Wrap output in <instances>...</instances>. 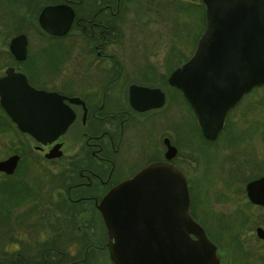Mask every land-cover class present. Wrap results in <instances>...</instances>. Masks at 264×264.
Returning <instances> with one entry per match:
<instances>
[{
	"label": "flooded vegetation",
	"instance_id": "flooded-vegetation-1",
	"mask_svg": "<svg viewBox=\"0 0 264 264\" xmlns=\"http://www.w3.org/2000/svg\"><path fill=\"white\" fill-rule=\"evenodd\" d=\"M181 2L0 0L3 85L25 78L35 89L61 95L72 114L67 128L44 144L21 131L0 103V133L10 128L16 135L15 147L0 157L16 156L12 171H0V264H102V258L112 264L98 205L113 187L149 163L169 162L182 171L190 192L182 136L196 139L199 129L214 141L242 107V114L256 117L264 139L257 91L264 85L244 93L209 140L187 98L170 83L199 38H186L182 46L180 23L171 15ZM162 13L168 36L157 29ZM167 151L174 153L167 158ZM258 165L255 177L236 173L245 179V203L224 213L208 201L206 223L190 192V214L214 245L216 264H264V204L252 202L246 191L264 176V165ZM242 206L259 213L247 214ZM180 233L160 230L161 246L176 247Z\"/></svg>",
	"mask_w": 264,
	"mask_h": 264
},
{
	"label": "water",
	"instance_id": "water-1",
	"mask_svg": "<svg viewBox=\"0 0 264 264\" xmlns=\"http://www.w3.org/2000/svg\"><path fill=\"white\" fill-rule=\"evenodd\" d=\"M202 3L204 28L194 52L177 66L169 81L191 104L203 136L213 140L243 94L264 85V0ZM24 79L5 86L0 78V103L21 131L45 144L67 128L72 114L61 95L35 89ZM160 100L145 107L157 106ZM173 151H167L166 157ZM15 159L0 161V171H12ZM246 191L252 202L264 204V176L250 181ZM98 208L112 264H216L214 245L190 214L186 178L169 162L141 168L113 187ZM175 228L181 230L180 243L162 247L159 231Z\"/></svg>",
	"mask_w": 264,
	"mask_h": 264
},
{
	"label": "rangeland",
	"instance_id": "rangeland-1",
	"mask_svg": "<svg viewBox=\"0 0 264 264\" xmlns=\"http://www.w3.org/2000/svg\"><path fill=\"white\" fill-rule=\"evenodd\" d=\"M163 14L158 20L160 24H157V29L168 36L169 21L164 19ZM171 15L180 23L183 47L186 38L198 37L204 27V6L201 0H182L181 8ZM257 91L261 101L260 110L264 114V87ZM244 110L242 107L232 113L227 128L214 141L205 140L199 129L196 139L191 140L183 135L179 141L181 164L189 179L194 209L205 223L208 201L211 200L213 206H219L224 213L235 211L240 203H245V179L235 178L240 169L242 178L247 179L259 175L254 165H264L263 136L259 135L255 129L256 123L252 121L256 117H247L248 114L241 113ZM15 137L14 130L10 128L0 133V157L3 150L15 147ZM190 152L194 153L193 156ZM245 210L247 214L259 213L250 207ZM106 260L102 258V264H109Z\"/></svg>",
	"mask_w": 264,
	"mask_h": 264
}]
</instances>
